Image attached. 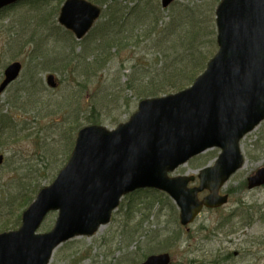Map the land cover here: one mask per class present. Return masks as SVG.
Here are the masks:
<instances>
[{
    "label": "rangeland",
    "instance_id": "1",
    "mask_svg": "<svg viewBox=\"0 0 264 264\" xmlns=\"http://www.w3.org/2000/svg\"><path fill=\"white\" fill-rule=\"evenodd\" d=\"M63 1H24L0 13V82L8 64L16 60L23 63L19 79L0 94V114L11 113L20 128L16 138L0 145L6 157L0 167V232L18 228L23 211L31 203L23 206L22 201L15 200V186L21 180L33 179L31 190L38 188L28 196L34 199L41 188L51 184L69 159L79 128L90 124L92 118H100L102 124L114 129L130 118L140 100L125 88L126 74L129 67L136 66L139 72L149 67L144 62L154 60L150 48V60L143 58L148 48L141 40L131 41L133 51L130 48L117 57L100 60L99 50L86 47L98 44L93 42L97 40L98 23L77 41L58 23ZM123 1L129 9L138 2ZM156 1L161 6V0ZM201 2L208 12L212 5L215 20L218 0H177L176 4ZM43 13H51V20L47 27L42 24L37 30V16ZM171 13V8L163 10L165 19ZM215 41L214 54L218 50L217 34ZM122 64L125 69H121ZM85 66L91 68L89 75L75 72ZM49 73L57 77L56 88L47 83ZM89 82L87 90L83 84ZM77 103L83 107L77 109ZM241 149L244 166L222 188V193L230 195L228 203L218 209H204L189 231L179 223V210L167 193L135 191L122 198L110 223L92 236L61 244L49 264H139L148 255L165 251L172 255L171 264H264V185L249 189L247 183L264 167V121L242 139ZM219 152V148L208 149L172 175L198 174L215 163ZM34 168L39 170L34 172ZM57 217L58 211L50 212L39 232L51 230Z\"/></svg>",
    "mask_w": 264,
    "mask_h": 264
},
{
    "label": "water",
    "instance_id": "2",
    "mask_svg": "<svg viewBox=\"0 0 264 264\" xmlns=\"http://www.w3.org/2000/svg\"><path fill=\"white\" fill-rule=\"evenodd\" d=\"M20 0H0V9ZM174 0H162L164 7ZM100 15L86 0H66L59 22L82 38ZM219 49L193 85L175 94L147 98L115 129L85 126L66 166L23 212L22 226L0 233V264H48L54 249L79 235H92L111 219L123 194L153 187L168 192L180 207L181 224L204 206L228 201L223 184L243 166L241 139L264 119V0H222L217 9ZM11 63L0 93L21 72ZM48 83L55 87L54 75ZM211 147L222 151L213 166L195 176L170 177L191 157ZM4 155L0 154V165ZM264 184V168L249 187ZM210 193L202 200L198 194ZM58 210L54 228L37 233L45 216ZM170 255L150 256L142 264H169Z\"/></svg>",
    "mask_w": 264,
    "mask_h": 264
},
{
    "label": "trees",
    "instance_id": "3",
    "mask_svg": "<svg viewBox=\"0 0 264 264\" xmlns=\"http://www.w3.org/2000/svg\"><path fill=\"white\" fill-rule=\"evenodd\" d=\"M91 1L106 6L98 22L95 36L97 40L93 41L98 44L86 46L99 50L100 60L119 56L132 48L130 43L131 41L134 43V40L135 42L141 40L144 47L148 48L143 55L146 60H150L149 48L153 51L154 60L143 61L149 66L147 69L140 68L137 72L138 68L131 66L126 74L125 88L139 100L170 94L189 86L204 70L216 50V26L212 5L208 12L204 2L193 3L192 6L175 3L170 7L171 16L165 19L163 10L156 0H137L138 2L130 9L123 0ZM42 3L46 4L44 1ZM50 16L51 13L37 16L39 21L37 30L42 24L43 27H47L51 20ZM125 67L122 64L121 69ZM89 69L91 68L87 66L80 67L75 69V72L89 75ZM83 86L87 90L90 89V82ZM85 103H88V100H85ZM62 105L58 104L61 107ZM127 105L130 106V102ZM77 107L80 109L83 106L77 103ZM10 114L8 112L0 114V145L4 144V140L16 138L20 131L19 125ZM101 122L100 118L90 120V123ZM15 128L19 130L15 132ZM10 129L12 130L8 132ZM38 170L39 168H34V172ZM33 185V179L21 180L15 186V200L22 201L23 206L31 202L33 197L28 195L38 188L36 186L31 190Z\"/></svg>",
    "mask_w": 264,
    "mask_h": 264
},
{
    "label": "bare ground",
    "instance_id": "4",
    "mask_svg": "<svg viewBox=\"0 0 264 264\" xmlns=\"http://www.w3.org/2000/svg\"><path fill=\"white\" fill-rule=\"evenodd\" d=\"M106 92L108 91V88H107V86L105 87V89H104Z\"/></svg>",
    "mask_w": 264,
    "mask_h": 264
}]
</instances>
